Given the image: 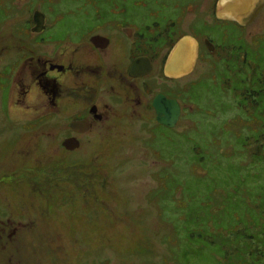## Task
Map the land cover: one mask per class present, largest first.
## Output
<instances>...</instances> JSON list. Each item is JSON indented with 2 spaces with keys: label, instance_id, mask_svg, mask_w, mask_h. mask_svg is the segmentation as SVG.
Listing matches in <instances>:
<instances>
[{
  "label": "rangeland",
  "instance_id": "obj_1",
  "mask_svg": "<svg viewBox=\"0 0 264 264\" xmlns=\"http://www.w3.org/2000/svg\"><path fill=\"white\" fill-rule=\"evenodd\" d=\"M216 2L0 0V32L5 34L0 39L10 36L13 29L19 36L26 35L23 20L30 15L28 5L41 6L53 25L52 34L70 30L81 36L95 23L96 5L109 8L115 3L124 8L123 17L135 23L138 33L161 31L162 55L187 33H195L202 41L203 55L179 78L180 85L188 82L181 90L189 100L185 113L174 128L154 127L153 139L137 122L132 134L113 138L100 134L91 143L85 139L81 150L63 151L59 139L23 128L20 118L28 112L17 107L14 86L6 101L0 91V264H181V248L191 250L190 259L182 264H216L248 245L255 251L244 224L222 229L212 216H226V210L215 215L226 198L225 168L230 161L253 166L254 152L249 147L261 141V134L256 135L250 123L256 117L264 120V96L251 105L258 84L249 86L247 101L233 87L244 86L240 77L247 72L259 76L262 69L261 64L255 67L249 62L264 59V0H252L240 20L218 17ZM217 18L231 22L221 26L214 23ZM14 20L20 24L14 26ZM203 37L217 48L205 47ZM227 43L248 53L245 63L239 59L243 68L238 70L239 79L231 81L229 68L220 64ZM51 50L53 46L48 45L47 51ZM14 56V50L1 52L0 68ZM219 66L228 78L219 71L213 75ZM122 124L126 128L128 122ZM229 136L235 140L242 136L245 153L234 150L229 156L236 146L226 143ZM201 147L207 157L204 166L196 156ZM68 174L69 179L65 178ZM48 176L49 186L43 189L39 178ZM227 181L231 188L234 180ZM186 214L191 219L184 218ZM194 228L201 229L203 237L188 241L187 232ZM214 238H221L222 253L213 245Z\"/></svg>",
  "mask_w": 264,
  "mask_h": 264
},
{
  "label": "flooded vegetation",
  "instance_id": "obj_2",
  "mask_svg": "<svg viewBox=\"0 0 264 264\" xmlns=\"http://www.w3.org/2000/svg\"><path fill=\"white\" fill-rule=\"evenodd\" d=\"M113 4L109 8L96 5L95 23L87 35L81 36L70 30L52 34L53 25L41 6L28 5L30 15L23 20L26 35L19 36L13 29L10 36L0 39V53H15L0 68L3 99L6 101L8 90L14 86L17 107L28 112L20 118L23 128L41 130L50 139H59L63 151L81 150L85 139L91 143L100 134L108 138L132 134L137 122L153 139L154 127L174 128L189 105L181 93L188 82L180 85V77L164 72L170 50L165 56L161 54V31L152 35L138 33L135 23L123 17L124 8ZM36 9L44 14L40 23L34 18ZM15 24L20 23L14 20ZM192 35L199 42V55L203 56L202 41L195 33ZM2 36L5 34L0 32ZM48 45L53 46L52 52L47 51ZM137 58L150 63L148 72L131 74L130 66ZM159 95L176 101L180 107L173 126L158 120L154 102ZM123 121L128 122L126 128Z\"/></svg>",
  "mask_w": 264,
  "mask_h": 264
},
{
  "label": "trees",
  "instance_id": "obj_3",
  "mask_svg": "<svg viewBox=\"0 0 264 264\" xmlns=\"http://www.w3.org/2000/svg\"><path fill=\"white\" fill-rule=\"evenodd\" d=\"M226 21L231 22V20H224V19L217 18L214 21V23H217L223 26L226 24L225 23ZM232 22L237 23L235 21H232ZM226 46L228 47L227 49L225 48V46L224 48H222L223 50L222 55L224 56V61L223 63L220 62L221 67H225L227 70L229 68L228 76H229L230 81L234 77L239 79L240 73L238 72V70L243 69V68H240L241 66L239 65V62H240L239 59L241 61L243 60L242 63H245L248 53L246 52L244 53L243 50L241 49L236 51V49L239 46H236V49H233L235 47V44L229 45L227 43ZM247 49L249 50V53L251 55H254L249 48ZM240 54L241 56L239 58L238 56ZM257 56L258 55H255L254 58H256ZM261 60H262V63L258 62L257 60H255L254 62H249V64L255 67L261 64L262 69L259 70L260 71L259 76H256L254 71H249L247 72L246 76L240 77L242 81H245L244 86L240 88L235 87V86L233 87V90L235 89L239 90L242 98L246 100L245 97H246V94H248L249 86L254 83L258 84L257 89L254 90L257 96L256 98H253L251 105H256L257 99L261 97L262 95L264 96V85L260 86V83L264 81V59L261 58ZM232 61L234 63L237 61L238 64L235 65L233 63L232 65ZM221 67L219 66V68L215 71V73H213V75L215 76L217 72L219 71L221 72V75L223 76V78H225L226 75L223 73L224 68H221ZM226 78L228 77L226 76ZM245 122L247 123V120H245ZM250 123L254 124L256 135L261 134L260 152L252 154L251 161H254L253 166H251L252 168L247 167V165L241 166L239 161L237 163L236 161H232V162L230 161L229 163L230 166H227L225 168L224 175L226 179L225 181L223 179L224 181L223 185L225 186V187L223 186V191L225 192L226 198L224 199L223 204L221 203L219 205L221 209H218L215 215H218L220 213V210H226V213H225L226 216L220 219V214L218 216L213 215L212 220L213 222H215L216 220L217 223L221 225L220 228L222 229L229 227L228 229L233 230L234 227L236 228L239 225L244 224L246 228L245 229L246 233H247V230L249 231V233L247 234L245 233V234L252 240L253 243L256 244V248L254 251L253 249H251L252 248L251 245H248L247 246L248 249L246 247V250L237 249L235 253H233L232 255H228L225 259H222L217 262L215 261L216 264H264V120H260V118L256 117L253 120H251ZM256 135L254 134L252 135V137H255ZM230 142L235 143L236 146L231 149V153L229 154V156H232L234 154V150L236 152L238 151V152L245 153L243 152L244 145L242 144V136L239 137L238 140L237 139L235 140L231 138V136H229L228 138H226V143H230ZM204 153L205 151L201 147L199 148V153L196 155L200 160L199 162L202 163L203 166H204V162L207 161L206 160L207 157L205 156ZM216 163L218 164V162ZM65 178L69 179L70 175L68 174V176H65ZM72 178H77V176H73ZM227 178L234 180V185L231 188L230 186H228ZM259 178H262V181H259L258 180ZM39 179H41L40 181H43V182L47 181V183L44 182L45 184L43 182H40L41 183L40 186L43 189L46 188V186H49L48 185L50 181L48 180L49 176L45 178L41 177ZM253 179H257V180H253ZM251 181H253V184H251ZM245 197H247V199H245ZM233 212H235V215L232 214ZM238 215H240L241 217L238 218L237 220L235 217L236 216L238 217ZM185 216L186 217L184 218L191 219L190 215L186 214ZM245 216L248 217V219H246ZM197 218L199 219L200 216H197ZM251 226H255V231H252V232L250 231ZM189 231L187 232L189 235L188 239L186 238L188 241L196 240V236L200 239L201 237H203V235L200 232L201 229L194 228V229H190ZM214 239L215 241H213L214 242L213 245L216 246L218 248L217 250H220L222 253V248L224 244L221 243L222 240L219 241V239L221 238H214ZM248 252L250 253V255H249V258H246V254ZM179 253H180L179 257L181 260V264H182V261L184 260L188 261L190 259V256H191L190 248H187L184 250H182L181 248V251Z\"/></svg>",
  "mask_w": 264,
  "mask_h": 264
},
{
  "label": "water",
  "instance_id": "obj_4",
  "mask_svg": "<svg viewBox=\"0 0 264 264\" xmlns=\"http://www.w3.org/2000/svg\"><path fill=\"white\" fill-rule=\"evenodd\" d=\"M252 0H218L216 3V13L220 18H231L240 20L247 14L251 7ZM34 18L40 23L44 14L38 9L34 12ZM39 20V22H38ZM204 43L210 50L215 49V44L208 38L204 37ZM199 56V42L192 34L182 35L170 49L165 63L164 72L170 77H180L189 73L196 63ZM151 65L143 58L135 59L131 66V74H142L149 71ZM138 71V73H133ZM166 99L164 95H159L155 99V106L158 111V120L168 126H173L178 119L180 107L176 101ZM250 153H259L260 144L249 147Z\"/></svg>",
  "mask_w": 264,
  "mask_h": 264
}]
</instances>
